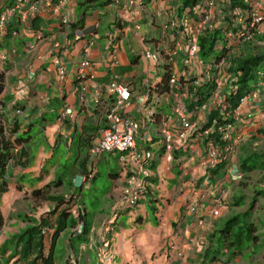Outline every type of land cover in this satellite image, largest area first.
Returning <instances> with one entry per match:
<instances>
[{
    "label": "crops",
    "instance_id": "obj_1",
    "mask_svg": "<svg viewBox=\"0 0 264 264\" xmlns=\"http://www.w3.org/2000/svg\"><path fill=\"white\" fill-rule=\"evenodd\" d=\"M19 1L0 0V10L8 15L6 26L0 30V73H3L4 85L0 98L6 99L9 106L18 103L23 109L22 112L19 108H6L11 115L20 117L18 134L26 136L24 148L15 152L17 155L8 171V191L0 200L4 218L1 231L11 217L10 231L4 235L0 250L13 236L40 224L60 228L56 241L65 238L67 245L77 251L78 245L88 242L92 231L109 237V230L118 231L146 219L148 223L152 218L167 223L173 213L172 208L168 211L172 202L167 200L178 193L180 199L191 196L187 223L193 217H209L210 209L220 212L211 225L202 228L207 238L214 224L235 210L230 205L231 199L242 192L238 158L252 153L264 156V79L259 80L235 110L237 121L231 131L228 163L224 168L209 173L215 161H209L202 137L197 142L193 139L175 141L172 160L168 162L164 157L161 128L165 122L168 129L178 124L174 108L182 107L190 120L204 124L207 112L222 101L220 96L221 101L213 104L209 97L197 109H189L187 101L193 94L189 87L211 77L214 84V78L224 73L230 77L224 71L223 61L217 68L197 57L187 65L184 63L187 40L181 27H177L174 8L183 6L185 0ZM215 1L216 6L210 10L205 25L219 29L224 27L220 7L226 4L225 0ZM33 4L35 8L28 9ZM184 15L189 16L186 18L189 26L202 16L194 9ZM15 20L19 24L9 26ZM236 22L242 24L243 21L239 18ZM14 26L17 30H13ZM238 46L229 47L227 53H235ZM146 52L158 55L157 61L146 57ZM85 53H88L90 67L82 89L76 74ZM110 53L116 60L113 68ZM168 63L172 68L168 91L151 97L148 87L162 81ZM61 64L65 67V77L60 82L58 66ZM172 77L174 83L170 82ZM110 80L127 85L130 90L128 104L122 110L125 117L140 123L135 149L151 152L143 165L148 171L145 176L138 175L131 161L124 164L118 152L99 155L90 152L91 144L99 140L106 126L103 104L115 102L116 97L104 90ZM223 92H219L220 95ZM62 108L69 109V113L57 122ZM153 113L159 115L156 121ZM105 154L116 158L119 170L108 173L110 186L101 191L95 202L97 196L92 192L99 189L95 185L96 166ZM200 161L202 164H198ZM133 172L147 185L141 189L137 205L130 207L123 190L129 185ZM255 176L263 181L250 187L264 186V173ZM132 188L136 189V184ZM36 190L42 193L32 195ZM67 206L72 207V217L78 210L84 214L82 223H78L77 218L75 222L69 218L64 220L67 214L63 209ZM83 226L90 231L85 235L87 240H83L86 237L81 234ZM73 228L77 232L71 235ZM9 252L10 249H5L4 260ZM18 256L10 261L23 264ZM105 258L111 264L110 259Z\"/></svg>",
    "mask_w": 264,
    "mask_h": 264
},
{
    "label": "trees",
    "instance_id": "obj_2",
    "mask_svg": "<svg viewBox=\"0 0 264 264\" xmlns=\"http://www.w3.org/2000/svg\"><path fill=\"white\" fill-rule=\"evenodd\" d=\"M9 1L13 3L15 0ZM201 3L202 0H185L183 6L174 8V11H177L175 14L176 22L178 23L177 27H181L186 40L189 39V24L186 20L188 15H184V13H192L194 9L198 13L205 15L206 11L201 7ZM225 4V7H220V19L224 21V27L217 29L210 28L207 25L201 26L197 35L195 56L202 62L213 65V68L223 61L224 71L230 76L228 82L229 94L226 95V92H223L220 95L222 97L221 103L207 112L205 123H202L201 128L195 129L188 138L197 142L199 141L198 138L202 137L206 148L211 147L213 149L216 160L214 166L209 169V173L212 174L224 168L228 163L231 131L235 128L237 121L235 116L236 108L240 105L242 99L256 88L259 80L264 79V31L256 32L251 39L244 41H240L235 36L238 31L246 29L244 23L249 18L250 4L244 0H225ZM18 6L20 7V4ZM215 6L216 1L214 0L212 11ZM4 11L1 9L0 14L4 13ZM208 13L210 14L211 12L209 11ZM183 15L184 18L181 21ZM239 18L243 21L242 24L236 22V19ZM17 24L19 22L15 20L9 26ZM11 27L9 30H11ZM13 30H17V27L14 26ZM237 44L239 45L237 51L234 50L236 51L235 53L228 54L229 47H236ZM218 47L220 48L218 49ZM165 67L162 81L154 86L152 84L149 85L150 94H156L159 97L168 91L172 68L170 63L165 65ZM212 80V77L209 80L202 79L197 82V85L189 87V90H192L193 93L189 101H187L189 109L192 107L197 109L205 100L212 97L215 91V85L211 83ZM3 88V73L1 72L0 94ZM6 101V99L0 98V200L1 196L8 191V171L13 158L17 155L15 152L18 150L17 148L21 149L26 142V136L18 134L21 124L20 117L16 114L11 115L9 110H7L8 108H19L23 112V109L18 103L9 106ZM158 116V113H153L154 121L158 119ZM205 130H208L206 134L204 133ZM238 170L242 192L231 199L230 205L235 210L231 211L223 220L216 222L208 233L206 238L207 245L200 253L202 264H212L219 261L229 263L238 254H242L248 249L264 247V186L255 189L250 187L253 183H262L263 181L255 178V174L264 173V156L252 153L239 157ZM41 193L42 190H36L32 195L37 196ZM71 208V206H67L63 209L64 213L66 212L67 214L64 220L69 218L75 222L77 218L78 223H82L84 214L78 210V212L76 211V216L72 217ZM3 225L4 218L0 209V231ZM39 226L29 227L5 243L2 250H0V264L8 263V257L5 260L3 259L6 247L13 249L11 253L19 254V259L22 260L33 254L34 257L30 260V264H37L38 261H42L45 264L47 260L43 254L44 241L40 235ZM84 226L81 233L82 237L87 236L90 232ZM60 231V228L54 230L51 248L54 245V239ZM83 240H87V237L83 238ZM70 263L76 264L74 260H71Z\"/></svg>",
    "mask_w": 264,
    "mask_h": 264
},
{
    "label": "rangeland",
    "instance_id": "obj_3",
    "mask_svg": "<svg viewBox=\"0 0 264 264\" xmlns=\"http://www.w3.org/2000/svg\"><path fill=\"white\" fill-rule=\"evenodd\" d=\"M256 2L264 3V0H256ZM258 27L261 32L264 31V21L259 23ZM227 77L228 75L224 73L214 78L215 92L211 98V103L216 104L215 101H221L219 92H229V80L226 81ZM164 129H168L167 124L161 128V132ZM204 162L207 163L208 159H204ZM198 164H202V161L198 162ZM118 170L116 158L105 154L103 160L96 166L98 174L95 185L99 189L92 192L94 197L97 196L95 197V202L101 196V191L106 190L110 186L108 173H116ZM190 200L191 196L180 199L179 193L178 195L176 194V197H172L171 200L168 199V203L172 202L168 206V211L172 208L173 213L167 223L156 222L154 218L148 223L146 219L143 222L131 223L126 228L121 227L118 231L109 230V237H105L104 233L96 235L95 231H92L88 242L78 245L77 251L71 245H67L65 238L56 241L57 237L54 239V245L51 248L55 227L51 224H40L39 232L44 241L43 254L47 260L45 264H71V260H74L76 264L92 262L100 264L101 255L109 258L111 264H202L200 253L207 245L205 241L207 232L202 228L207 227L209 224L211 225L220 212L213 208L212 210L210 209L209 217L194 219L191 216L193 218L187 223L185 219L191 212L189 209L191 207ZM227 201L229 202V197ZM4 210L6 209L4 208ZM9 220H11V217L7 219V227L0 232V243L4 235L10 231L8 228ZM199 220H202L201 225H199ZM191 223L192 225L190 226ZM76 232L77 230L73 228L71 235ZM6 249L8 248L6 247ZM11 252H13V249H10L8 256H6L8 261L11 262L7 264L15 263V260L10 261V259L17 253L13 254ZM33 257L34 255L31 254L27 259H19V256L18 259L23 264H30V260ZM37 264L44 263L38 261ZM212 264H264V247L248 249L242 254H238L229 263L219 261Z\"/></svg>",
    "mask_w": 264,
    "mask_h": 264
},
{
    "label": "built area",
    "instance_id": "obj_4",
    "mask_svg": "<svg viewBox=\"0 0 264 264\" xmlns=\"http://www.w3.org/2000/svg\"><path fill=\"white\" fill-rule=\"evenodd\" d=\"M246 3L250 4L249 9V18L244 23L245 30L238 31L235 36L238 37L240 41L249 40L252 38L253 34L256 32H261L259 30L258 24L264 21V3H257L256 0H244ZM206 11L205 15H202L199 18L198 22H195L193 25L189 26V39L187 40V49H186V58L184 63L187 65L196 58L195 53L197 50L196 40L197 35L200 31V27L204 26L209 18V11L214 5V0H202L200 4ZM34 4L30 5L28 9H34ZM8 15L2 13L0 14V30L4 27L7 22ZM146 57H151L157 61V56L153 53H145ZM116 64L115 56L110 53V67ZM90 61L88 53H85L84 57L79 63L76 78L80 81L82 89H84L83 82L89 75ZM218 64L216 65V68ZM65 77V67L64 65L58 66V81H63ZM171 83L175 82L174 77L170 79ZM104 90L108 95H114L115 102L110 104L105 102L103 107L105 109V118L106 126L102 131L101 137L98 141L91 144L90 152L94 155H99L105 152H118L120 153V160L126 164V161H131L136 172L141 173L142 175H147L148 171L143 167L147 159L151 157V152L148 150L137 151L135 149V141L138 136V131L140 128V123L137 120L125 117L123 113V107L128 104L130 98V90L127 85L116 82L115 80H110L104 85ZM151 97H154V94H151ZM174 113L177 116L178 124L172 129H164L163 132V143H164V157L166 161L172 160L171 151L174 149L175 141H184L192 135L195 129L201 128L202 124L197 121H191L185 109L177 106L174 108ZM69 113V109L62 108L60 115L57 117V122H61L65 115ZM152 113L149 114V119L152 121ZM167 123H164V126ZM208 130H205L206 134ZM149 134V132H148ZM148 136V135H147ZM19 149V148H17ZM16 149V150H17ZM209 161L214 163L215 157L214 152L211 147L207 148ZM132 173V176L129 178V185L126 186L123 190L124 196L128 206L134 207L137 205V199L141 195V189L147 185L145 181L138 179ZM137 175V176H138ZM136 184V189L132 190V186ZM139 186L138 190L137 187ZM100 264H108V261L103 255L100 258Z\"/></svg>",
    "mask_w": 264,
    "mask_h": 264
}]
</instances>
